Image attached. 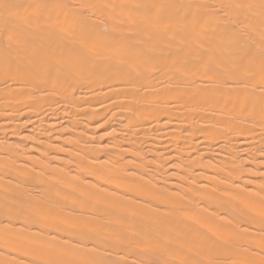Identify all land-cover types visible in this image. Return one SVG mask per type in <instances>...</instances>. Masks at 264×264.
<instances>
[{"label": "bare ground", "instance_id": "obj_1", "mask_svg": "<svg viewBox=\"0 0 264 264\" xmlns=\"http://www.w3.org/2000/svg\"><path fill=\"white\" fill-rule=\"evenodd\" d=\"M0 264H264V0H0Z\"/></svg>", "mask_w": 264, "mask_h": 264}]
</instances>
